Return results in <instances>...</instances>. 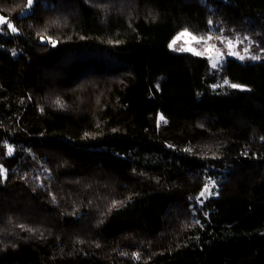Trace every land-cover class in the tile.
I'll list each match as a JSON object with an SVG mask.
<instances>
[{"label":"trees","instance_id":"trees-1","mask_svg":"<svg viewBox=\"0 0 264 264\" xmlns=\"http://www.w3.org/2000/svg\"><path fill=\"white\" fill-rule=\"evenodd\" d=\"M0 14V264H264V60L170 47L216 22L252 35L264 0Z\"/></svg>","mask_w":264,"mask_h":264},{"label":"rangeland","instance_id":"rangeland-1","mask_svg":"<svg viewBox=\"0 0 264 264\" xmlns=\"http://www.w3.org/2000/svg\"><path fill=\"white\" fill-rule=\"evenodd\" d=\"M0 17H3L0 14ZM254 17H257L254 14ZM6 21V18L3 17ZM255 21V20H254ZM4 24V23H3ZM3 24H0L3 25ZM216 22L212 25V31L206 36H197L189 31H182L171 42L170 47L175 51H188L196 55L205 56L210 60L213 68L221 67L228 57L236 58L242 62L261 61L264 60V37L256 38L264 30V17L257 21L252 35L241 37L237 33L236 25L228 26L227 23ZM220 29L219 33L216 31ZM175 41V43H173ZM243 57V59H241ZM257 57V59H253ZM215 64V67L213 66ZM3 80V75H0V82ZM0 169L5 174V168L0 164ZM217 181L211 179L208 182L204 195H214Z\"/></svg>","mask_w":264,"mask_h":264},{"label":"snow or ice","instance_id":"snow-or-ice-1","mask_svg":"<svg viewBox=\"0 0 264 264\" xmlns=\"http://www.w3.org/2000/svg\"><path fill=\"white\" fill-rule=\"evenodd\" d=\"M33 3V0H28V5L31 6V4ZM6 23L5 19L3 17H0V24ZM8 27L11 28L13 31H16L15 27L12 24H8ZM173 43H175V41H173ZM241 59H243V57H241ZM253 59H257V57H253ZM215 67V64L213 65ZM225 83H228L227 81H225ZM231 87L236 88V87H240L239 85H235L232 84ZM59 103V101H58ZM9 152H11V149H9ZM0 172H3L2 169H0ZM201 195H204V193L202 192Z\"/></svg>","mask_w":264,"mask_h":264}]
</instances>
